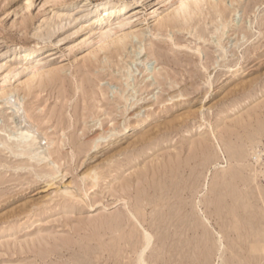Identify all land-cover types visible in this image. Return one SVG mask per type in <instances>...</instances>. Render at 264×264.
Returning <instances> with one entry per match:
<instances>
[{
  "label": "rangeland",
  "instance_id": "374dc122",
  "mask_svg": "<svg viewBox=\"0 0 264 264\" xmlns=\"http://www.w3.org/2000/svg\"><path fill=\"white\" fill-rule=\"evenodd\" d=\"M184 2L0 0V264H264V0Z\"/></svg>",
  "mask_w": 264,
  "mask_h": 264
},
{
  "label": "bare ground",
  "instance_id": "6f19581e",
  "mask_svg": "<svg viewBox=\"0 0 264 264\" xmlns=\"http://www.w3.org/2000/svg\"><path fill=\"white\" fill-rule=\"evenodd\" d=\"M183 1V0H182ZM185 2L183 3V6L185 7V10H191L193 9V7L195 6L196 8H199V3L201 0H192V2H189L188 0H184ZM103 15L102 13L101 14H97L95 16V20L96 22H100V20L102 19ZM101 23V22H100ZM10 98V97H9ZM8 99V98H7ZM164 107V106H163ZM21 116L24 117V113L23 112H19ZM151 117L149 114H146L145 116L143 115V117L139 120L138 123H136L135 127H138L140 126V122H142L143 124L142 125H145L146 123H149ZM24 121H25V126H24V130L21 132L22 134V137L24 139H29L28 137H34L35 140H37L38 144H39V147L38 149L45 147L46 146V138L41 134L39 133V131L36 129V126L33 125L32 123L28 122L26 118H24ZM23 129V128H22ZM24 141V140H23ZM27 142V141H26ZM31 142V141H30ZM29 143V142H28ZM27 143V144H28ZM32 145V144H31ZM34 148V147H33ZM31 149V148H30ZM34 150H37V148L35 147ZM39 150H37V153H38ZM40 151H43L40 149ZM45 152V151H44ZM32 153V152H31ZM40 153V152H39ZM98 179V176L97 174L93 175V180L94 182L97 181ZM98 183V182H97ZM203 213V212H202ZM205 217V216H204ZM146 234V233H145ZM144 234V236H145ZM147 235V234H146ZM221 239V238H220ZM148 240V239H147ZM149 243V242H148ZM150 245V244H149ZM148 245V246H149ZM147 249V247H146ZM145 251V250H144ZM144 253V252H143ZM142 256V255H141ZM141 261L143 260L142 258H140ZM145 264V263H144Z\"/></svg>",
  "mask_w": 264,
  "mask_h": 264
}]
</instances>
